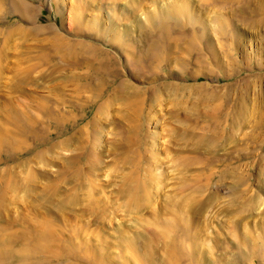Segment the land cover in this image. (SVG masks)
Masks as SVG:
<instances>
[{
	"label": "rangeland",
	"instance_id": "1",
	"mask_svg": "<svg viewBox=\"0 0 264 264\" xmlns=\"http://www.w3.org/2000/svg\"><path fill=\"white\" fill-rule=\"evenodd\" d=\"M24 1L30 7L27 17L16 13L9 1L0 0V58L7 64L0 82V172L13 169L25 182L36 171L46 177L31 205H20L19 213L0 220L4 256L0 264L6 258L15 260L13 264H264V204L250 212L235 203L253 196L264 201V182L260 183L264 179V33L248 34L245 40L239 37V46L236 40L238 28H244L242 21L264 16V10L257 11L260 5L264 7V0L250 6L247 0H189L187 6L180 0L177 4L176 0ZM164 4L168 12L154 15ZM108 18L120 25L119 31H105ZM162 22L167 23L164 29L159 25ZM126 28L138 53L146 51L145 43L152 44L159 33L173 37L177 44H165L168 61L162 62L164 71L154 82L127 74L142 97L150 95L152 85L163 86L153 109L157 118L150 121L151 104L136 119L128 104L132 96L125 98L127 102L112 104L107 113L111 123L104 125L107 134L101 143L105 163L95 172L97 181L114 196L132 179L141 182L145 171L132 177L136 163H143L134 151L146 156L147 136L159 133L157 145L168 184L156 207L142 206L129 214L122 206L114 215L116 221L96 226L85 213L63 215L58 209L84 181L86 188L95 187L90 191L94 195L102 193V187L91 185L93 177L74 180V169L68 171L66 166L72 153L61 145L73 137L85 140L87 136L79 131L91 129L99 108L109 102L107 98L95 103L88 80L89 59L68 49L82 43L102 47L118 57L123 69L126 54L116 39H121ZM114 94L112 89L110 95ZM135 121L139 132L131 131ZM191 128L214 135L217 146L211 154L195 152L193 142L176 141L174 132L186 134ZM123 129L129 132H117ZM131 133L139 135L126 146ZM109 140L117 150L111 149ZM52 149V166L44 167V152ZM34 183H27L26 189ZM7 186L3 182L1 193L8 191ZM51 192L54 204L52 198L51 208L43 209ZM211 196L213 206L196 218L204 227L198 236L194 225L190 226L195 217L189 213L199 201L210 205ZM48 224L54 228L42 246L37 240L46 235ZM4 235L9 242H3ZM244 236L249 237V245L243 243Z\"/></svg>",
	"mask_w": 264,
	"mask_h": 264
},
{
	"label": "bare ground",
	"instance_id": "2",
	"mask_svg": "<svg viewBox=\"0 0 264 264\" xmlns=\"http://www.w3.org/2000/svg\"><path fill=\"white\" fill-rule=\"evenodd\" d=\"M7 1H9L12 9L16 13L22 14L23 16H26V17L29 15L30 7L24 0H4V2H7ZM154 1L159 2V0H154ZM177 1L179 2V0H176L175 4H177ZM180 1H182V5L183 4L186 5L185 2H187L189 0H180ZM256 1H259V0H247L246 2L250 6L251 4H256L257 3ZM166 4H168V3H166ZM141 8H143V5ZM167 8L169 9V7H167V5H165V4L163 6L159 5L158 9H157L158 11H157V13H154V15L155 14L157 15L159 13L160 14L161 13L166 14ZM176 8H178V7L176 6ZM178 9H180V8H178ZM182 9L184 10V8H181V10ZM262 10H264V7L262 5H260L258 7L257 11L261 12ZM175 12L178 13V11H175ZM255 13H256L255 11H254V13L252 12V14H255ZM179 15H180V13H179ZM263 18H264V16L262 14V17H261V15H257L256 20H248L246 22L242 21L244 28H240V29L238 28V33H237V37H236L238 46L241 45V41H242V40H238L239 37L243 38V40H245L244 38L246 36H248V34H253V35L257 36L260 32L264 33V19ZM109 21H110V19L108 18L107 22L104 24L105 31L109 32L110 28H112V29L116 28L118 31L120 30L119 29L120 25L119 26H118V24L114 25ZM159 25H160V27L162 26L163 29L167 27V23H165V22H162ZM234 27H236V26H234ZM142 28L143 27H141V29ZM224 29L225 28H223V31H226ZM168 31L170 32L172 30H170L168 28ZM206 31H207V29H206ZM206 31H205V34H206ZM112 32H114V31H111V33ZM129 33H130V29L126 28L124 30V34H121V36H120L121 39L120 38L116 39V43H119L120 46H122L123 51L126 54V61L124 62V67H122L123 69H121V67H120L121 61L118 59V57H115V55L114 56L111 55V53L108 50H105L102 47H99V46H96L93 44L82 43V44L76 46L77 49L74 48L75 46H73V45H71L70 48L68 49V50L71 49V51L74 52L77 57L78 56L83 57V60L89 59L88 62L90 63V69L92 71H91V74L88 75V80L90 81L89 85L93 86L94 95H96V97L95 96L93 97V98H95L94 99L95 103L98 104L107 98H109V102L106 105H101V107L99 108V110L95 116L94 124L91 127V129L88 128V129H82L79 131V132H81V135H83V137L85 135L87 136V138L85 140L82 137H80V138L79 137L78 138L73 137V138H70V139L64 141L61 145L62 149L72 153L70 156L71 158L68 160L66 166L68 168V171L74 169V180L78 182V181L82 180L83 177H87V176H89L90 178L93 177L92 181H91V185L94 184L97 187H102V193L99 196L94 195L93 192L95 191L94 190L95 187L92 189H89L88 187L86 188L84 186V183H85V181H84L83 184H80L81 189L77 193L71 194L70 197L67 198L66 201L63 200L64 201L63 205L58 209H59V212L63 215L66 212H71L74 215H75V213H78V212L79 213H85L86 215H89L90 218L94 219V221L97 223L96 226L105 225L106 223L112 224L113 221L115 220V216H116L115 214H116L117 209H121L122 206H124L126 209H129V211H128L129 214L138 212L139 209L142 208V206L152 205V206L156 207L155 203L157 202V200H159L161 198L160 197L161 193H165V190H166L167 184H168L166 182L167 179L164 180V177L166 178L165 174L167 171L165 172V170H166V169H164L165 166L162 165V163H164V162H162V160H161V157H162L161 149H160L161 146L158 147V145H157V143L161 140L159 133L153 134V135L150 133L147 136L148 141L149 140H151V141H150V143H148V141L146 143V146H147L146 156L144 155V157H143V155H141L140 151H137V150L134 151V154L137 156L138 160L143 159V163H141V164H139L138 162L136 163L135 171L133 172L132 177L137 175L142 170L145 171V176L141 182L138 179H135V178L132 179V181L129 182L124 187V190L120 191L119 196H114L113 193L108 195L107 191H105L107 189H105L104 186H102L103 184L101 183V181H99V180L97 181V174L95 172L97 170H99L100 166H103L105 163L104 157H103L104 156L103 147L101 146V143L103 140L102 138L105 136V134H107L106 128L104 129V125L108 123L107 113L110 111L111 106H113L112 104L118 103V102L120 103V101H125V98L128 99V97L132 96L134 100L130 99L128 101V104L131 106V108H133L134 115H135L136 119L140 118L142 116V114L144 113V111H146V108L148 109L151 104H152V106H151V110L149 112L150 121L154 123L156 121V118H157L156 115L153 113V109L155 108V104L156 103L158 104L160 102L159 101L160 100L159 99L160 98L159 88L163 89V86L158 87L157 85H152L150 87L151 92L148 90V88L146 90V92H150V95H148V97H142L140 89H138L136 86H134L132 84L131 79H126L127 74L131 78H133V77L135 79H142L143 78V79L147 80L148 82H154L152 80H154L155 78L161 77L160 74L164 71L163 66H161L163 64L162 62L166 61V60L168 61L169 54H168V52H166L167 50H165V48H166L165 44L169 43L170 46H174V43H176V41L173 39V37L168 38V36H164L165 34L162 35L161 33L155 34L158 37L157 38L153 37L151 39V42L153 41L152 44L145 43L144 47L146 48V51L143 50L140 53H138L132 44V42H134V41L131 42V38H129ZM124 35H128V38L126 37L127 39H124L123 38ZM160 37H162L164 40L161 39ZM69 45H70V43H69ZM61 47H63V46H61ZM60 49H62V48H60ZM78 49L80 50V52H77ZM169 60H170V58H169ZM3 61H4V59H2V57H1L0 58V82L5 78V74H6L5 69L7 68V66H6L7 64L5 65L3 63ZM9 66L10 65H8V67ZM90 69H89V71H90ZM111 87H113L112 89L116 93L113 96H111L112 94L110 95V91L112 90ZM146 92H145V94H146ZM146 96H147V94H146ZM130 101L131 102L133 101L132 105H131ZM125 102H127V101H125ZM245 107H246V110L248 111L249 110V108H247L248 106H245ZM241 115L245 116L246 113H244L242 111ZM109 123H111V121H109ZM135 126H136V121L133 124V127H131V131L132 132H139L140 131V125H138L136 128H135ZM117 132H129V131L123 129V130L117 131ZM174 134L176 135V137H178V139L176 140L177 142H182V140H184L183 142H186V143L193 142V144L192 143L191 144L193 145L192 147H193L194 151L195 152H204L205 154H211L212 153L211 149H212V147H214V145L217 142V140L215 139L213 134H211L210 132H206L204 134H201L200 132H198V129H196V128H193L191 131H188L186 134L178 133V132H174ZM136 135H134V133H131L127 137L126 146H127V143L133 139V137L135 139L139 134L137 136ZM109 142L111 143L109 146L110 147L112 146L111 149L113 148V149L117 150V147L115 145H112L113 142H111L110 140H109ZM109 142H107V143H109ZM186 143H184V144H186ZM131 144H129V146ZM216 146H217V144H216ZM139 150H140V148H139ZM85 151H87V155H85ZM44 153H45V158L47 155V158H46L47 160H45L44 163L42 161L41 162H42V164H44V167L50 168V166H52L51 160H53L52 158H55L54 149L49 150V151L44 152ZM41 157L43 158V155H41L40 158ZM84 158H86V159L83 161ZM165 159L166 158H164V160ZM37 160H39V159H37ZM197 162H198V160H197ZM185 163H188V162H185ZM49 168H47V169H49ZM15 172L16 171H14L13 169L4 170V171L0 172V220H2V221L6 220V217H10L11 215L19 213V206L20 205L28 207L29 204L31 205V203H33L34 198L37 196V194H39L38 193L39 185L43 182L42 179L44 177H46V174H44L43 172L40 173V172L36 171L35 173H29L28 174L29 178H27L28 180H26L27 182H25V181L20 180L22 178L18 179V177H17L18 174H17V172L16 173ZM261 174H263V173H261ZM22 176H20V177H22ZM263 176H264V174H263ZM87 181H90V180H87ZM3 182H5V184L7 183L8 191L1 193ZM31 182H35V183L33 184V186H31V188L29 190H27L25 185H27V183L29 184ZM263 182H264V179H260V183H263ZM21 185H23L22 189H21ZM85 190L86 191L88 190V191L86 193H83V191H85ZM153 190H155L156 195H152ZM90 191H93V192H90ZM261 191H263V188ZM88 192H90V193L88 194ZM53 195H54L53 192H51V194H49V195L47 194L48 197L46 196L45 197L46 199L44 198L45 203L42 204L43 209H48L46 207L51 208V199L52 198H54L52 200V204H54L53 201L55 200V197ZM86 199H87V201H86ZM214 199L215 198L213 196H211L208 199V201L210 202V205H206L205 203H202L200 201L197 203H194L195 206L190 210L189 214L195 217V218H192L190 226L194 225V228L197 230L195 233H196V235L198 234V236L203 232L204 227H203V224H201L199 220H196V218L200 219L204 216V214H205V212H207L208 208L213 206V204H214L213 200ZM27 200L31 201V202L26 203ZM235 203H236V205H238V207H240L239 209L250 210V212H254V210L259 211V207H260V205L264 204V201H263L262 197H260V196L259 197L253 196L249 199H241V201H236ZM85 205L87 206V208H86L87 210L83 211L81 209V207L82 206L85 207ZM22 222H23V220H22ZM0 223H1V221H0ZM48 225H50V224H48ZM24 228H27V226ZM47 228H48V230L46 229L47 230L46 235L44 234L42 239L39 238V240L41 239L40 241L37 240L40 245L43 244V240L45 241V239H43L44 237H47V235H49L50 233L52 234L54 224L53 225L51 224L49 227L47 226ZM8 230L5 229V231H8ZM8 232H10V231H8ZM13 232H14V230H13ZM10 234H14V233H9V235ZM239 234L241 235V233H239ZM2 235H3V233H2ZM5 236L6 235H4L3 237L1 236V239L3 240V242H4V240L6 242V239H7V242H9L8 238L3 239V238H5ZM12 236L13 235H11V237ZM17 237L18 236H16V238ZM248 238H245V236L242 238L243 243L246 245H249ZM14 239H15V237H14ZM47 239H48V237H47ZM12 240H13V237L10 241H12ZM12 242L8 243V244L6 243V244L7 245L14 244ZM6 244H4V246ZM2 245H3V243H2ZM7 245H6V248L10 247ZM42 246H41V248H42ZM46 247H48V246H45L44 249H46ZM35 248H37V247H35ZM11 249H13V248L11 247ZM11 249H10V251H11ZM32 249L35 250L34 248H32ZM7 250L5 249L4 251L7 252ZM20 250H22V248ZM4 251H3V253H6ZM28 251L31 253L32 250L31 251L28 250ZM32 252H35V251H32ZM14 253L18 254V252H14ZM24 256H26V255H24ZM1 257L4 258L3 254L1 252V248H0V258ZM14 257L15 256H13V258ZM14 259H16V257ZM22 259H23V257H21V259H19L18 262H20V260H22ZM4 260H5V262H6V260L9 261V259H7V258ZM8 261L6 263L5 262L4 263L5 264H13L15 260L12 261V259H10L9 263H8ZM20 264H22V263L20 262Z\"/></svg>",
	"mask_w": 264,
	"mask_h": 264
}]
</instances>
